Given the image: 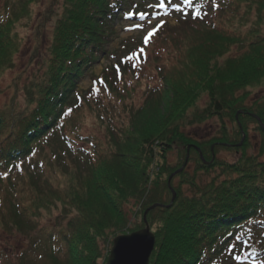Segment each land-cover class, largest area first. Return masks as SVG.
Here are the masks:
<instances>
[{"label": "trees", "instance_id": "obj_1", "mask_svg": "<svg viewBox=\"0 0 264 264\" xmlns=\"http://www.w3.org/2000/svg\"><path fill=\"white\" fill-rule=\"evenodd\" d=\"M39 2L0 0V79ZM159 2L49 0L39 17L38 41L51 26L40 69L0 107V232L26 242L15 264H107L110 238L145 228L130 226L137 205L143 214L170 204L168 181L188 148L195 167L172 180L175 203L148 214L149 264H264V100L248 105L250 90L264 86V0ZM161 8L176 9L180 25L163 23L147 44L124 46L81 94L78 82L107 55L115 21ZM91 118L103 137L84 135ZM213 119L219 131L208 140L184 131ZM224 151L236 159H219ZM212 171L200 185V172Z\"/></svg>", "mask_w": 264, "mask_h": 264}, {"label": "rangeland", "instance_id": "obj_2", "mask_svg": "<svg viewBox=\"0 0 264 264\" xmlns=\"http://www.w3.org/2000/svg\"><path fill=\"white\" fill-rule=\"evenodd\" d=\"M134 1L135 3L141 4V5L143 3L144 4L149 3V0H134ZM156 2L158 3L157 5L158 8H160L159 0H156ZM48 5H49V0H40L39 7L37 9V13L35 16L36 18L34 17L33 23L30 24L28 27L19 28V32L20 34H22L24 38V44L21 48L20 53L15 58V61H14L15 63H14L13 68L9 70L7 73H5L3 77L0 79V92H2V94L0 95V107H2L4 104H7L10 101L11 97L13 96L15 86L19 88L18 90H21V88L24 85H26L29 82V80L32 78V76H34L40 69L39 61L43 57V55L46 53V49L50 43L51 26L50 24L47 25V29H45L41 33L39 37V41L37 40V37L34 34L35 32L34 28L37 25L36 23L38 22L39 17L41 16L42 18H44V16L46 15L45 10L48 7ZM175 14H176V9L174 8L173 9L172 8L162 9L161 8V9H157L156 15L149 14L146 17H144L145 15H142L140 17H136V19H132L133 17L125 16L123 19H119L115 21V25L113 27L115 34L112 37L111 43H109L108 46L106 47L107 55L100 58L98 62H96L93 66L88 68V70L82 75V77L80 78L78 82L79 92L82 94L88 91L92 86L93 77L101 76L107 68H111L114 66V64H117L119 62L120 57L124 53V49H123L124 46L128 48L130 45L134 43L135 44L138 43L139 40H142L145 42V39L146 37H148L149 32L155 31L159 27V25L161 24L163 25V23H166L167 24L166 26H169V27H178L180 25L178 21L179 18H177ZM127 42H130V44L126 45ZM37 48H38V56L35 58V50ZM236 52L238 51L235 50L234 53ZM152 75L154 74L152 73ZM155 84L153 83L151 87L156 86ZM250 91H251V95L248 100V105H251L257 101L264 100V86L261 88L252 89ZM143 92L144 91L142 90L141 93L135 96L134 102L136 103V106H140L144 102L145 97H144ZM206 101L207 99L204 98L203 100L200 101L199 105L200 106L204 105ZM119 123L120 122L117 121L118 125H120ZM219 126L220 124L218 120L213 119L205 123L204 125L188 128L184 131L193 139L202 141V140H208L214 137L215 135H217L219 131ZM83 131H84V135L88 133H93V134L99 135L100 137L104 136V130L99 127V125L97 124V121L93 118L88 120V124H86ZM250 134H251L253 146L257 147L260 141V135L256 131H254V129L251 130ZM218 157L219 159L227 160V161H234L236 159V155L234 153H230L226 151L221 152ZM176 159H177L176 154L172 155L171 162L173 164L176 163ZM187 167H188V170L192 173L195 166L193 163H188ZM215 175L216 173L213 171L210 173L200 172V175L198 178L199 184L204 185L208 183ZM185 193L187 195H191L193 191L189 190L188 188H185ZM157 205H163L165 206V208H167V206H169L170 204L169 205L155 204L153 206H157ZM153 206H151L150 208H152ZM141 207H142V202L139 205H137V207L135 208V211H136L135 215L130 216V222H129L130 226L133 227L135 226L136 223H140L142 221L145 225L144 214L150 208L146 209L144 213L142 214ZM156 208H164V207H156ZM148 214H147V217H148ZM147 217H146V220H147ZM147 223H148V220H147ZM129 234L131 233H126L122 235H129ZM117 237L110 238L108 243L104 245V249L106 250L105 252L109 253L108 258L110 255V251L113 247V242ZM25 245H26L25 240L21 238L20 236H16V235L11 236V235H6L0 232V264H15L20 251L24 248ZM108 258H107V261H108Z\"/></svg>", "mask_w": 264, "mask_h": 264}, {"label": "water", "instance_id": "obj_3", "mask_svg": "<svg viewBox=\"0 0 264 264\" xmlns=\"http://www.w3.org/2000/svg\"><path fill=\"white\" fill-rule=\"evenodd\" d=\"M256 120L259 123V126L263 128V125L258 117H255ZM245 136H243L244 141ZM242 142L238 145L241 146ZM189 151L190 148H188V155L186 158V161L183 165V167L170 176L168 185L170 190L172 191L173 198L169 206L167 208L171 207L176 199V194L171 188V181L172 179L182 173V171L187 167L189 162ZM204 164L210 165V163ZM156 207H164L163 205H157L150 208L147 212L144 214V221H145V229L129 234V235H121L118 236L114 242L113 247L110 251V255L107 261V264H149L150 258L152 253L154 252L155 245H156V238L155 235L151 232L150 226L147 223L146 217L149 211L154 210Z\"/></svg>", "mask_w": 264, "mask_h": 264}, {"label": "snow or ice", "instance_id": "obj_4", "mask_svg": "<svg viewBox=\"0 0 264 264\" xmlns=\"http://www.w3.org/2000/svg\"><path fill=\"white\" fill-rule=\"evenodd\" d=\"M193 18H196V17H193ZM159 27H163V25L161 24V25H159ZM159 27L157 28L156 31L159 30ZM156 31L149 32L148 37H146V39H145V44H147L148 40H150L153 36L156 35ZM143 55H144V53H143V50L141 49L140 53H139V56L142 57ZM133 58H136L137 59V63H139V58L138 57H129V59H133Z\"/></svg>", "mask_w": 264, "mask_h": 264}]
</instances>
